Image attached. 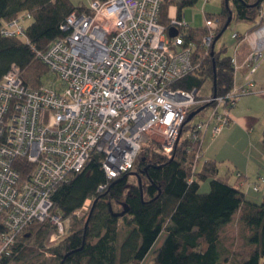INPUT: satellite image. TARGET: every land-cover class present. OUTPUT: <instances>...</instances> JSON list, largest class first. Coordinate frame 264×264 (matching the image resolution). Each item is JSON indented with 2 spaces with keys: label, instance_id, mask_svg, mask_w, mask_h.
<instances>
[{
  "label": "built area",
  "instance_id": "obj_1",
  "mask_svg": "<svg viewBox=\"0 0 264 264\" xmlns=\"http://www.w3.org/2000/svg\"><path fill=\"white\" fill-rule=\"evenodd\" d=\"M162 2L91 0L90 12H70L60 26L64 35L36 52L56 75L57 84L32 87L15 65L3 75L0 257L10 253L17 234L31 223L48 219L54 224L50 242L54 233H63L61 215L51 214L53 194L61 182L83 168L93 151L101 154L106 176L118 177L133 167L146 134L157 133L161 149L170 152L191 110L212 97L213 103L201 109L207 112L187 130L190 141L198 145L195 166L204 137L215 136L232 121L229 112L235 93L253 88L251 74L264 60L261 9L254 28L230 35L236 41L230 55L233 68L240 43L246 45L238 63L248 64L243 83L223 94L204 96L201 88L175 85L199 68L203 59L195 54L196 42L187 39L190 26L184 16L177 17L176 9L170 5L168 23L160 22ZM206 23L216 30L219 25L217 20ZM171 28L176 30L172 37ZM2 32L23 35V27L14 19ZM215 33L202 36L201 49L210 45ZM253 183V190L259 191L264 176Z\"/></svg>",
  "mask_w": 264,
  "mask_h": 264
},
{
  "label": "trees",
  "instance_id": "obj_2",
  "mask_svg": "<svg viewBox=\"0 0 264 264\" xmlns=\"http://www.w3.org/2000/svg\"><path fill=\"white\" fill-rule=\"evenodd\" d=\"M197 1L163 0L160 22L168 23L170 5L176 7L180 18L182 9ZM263 5L264 0H222L217 15L224 20L219 18L216 33H222L227 27L229 17L249 22V29L253 28ZM72 11L88 13L90 9L75 6L70 0H0V81L15 65L25 83L35 88L45 85L44 75L50 71L36 52L45 50L64 35L60 26ZM14 19L21 23L23 35L3 34L5 24ZM204 34L205 27L188 29L187 39L196 42V55L201 52L200 40ZM224 52L225 49L217 51L196 72L182 77L175 85L185 89L201 88L205 78H209L212 91L225 93L233 77L232 66ZM26 71H31L32 78L25 77ZM192 118L181 126L169 153L161 149L160 141L159 151L146 148L140 154L141 147L132 169L118 177L106 176L101 167V154L93 151L83 168L61 182L53 194V206L63 220L60 236L63 239L53 247H46L49 255L35 253V247L43 246L56 226L48 220L31 223L10 253L0 257V264L12 261L20 264H143L162 233L164 239L153 249L149 264H217L222 256L221 233L234 220L243 226L246 244L245 254L235 264H264V199L260 203L252 202L240 189L218 177L217 163L213 159L203 161L202 169L192 173L198 148L187 135ZM261 143L264 148V131ZM129 174L136 177V183L128 181ZM241 175L239 173L237 179ZM207 178L209 189L200 192L199 181ZM86 201H89L88 209L84 217L79 218L78 210ZM113 205L118 209L114 210ZM123 209V214H117ZM69 220L71 223L65 224ZM119 233L123 235L120 242ZM32 235V244L25 245L23 241Z\"/></svg>",
  "mask_w": 264,
  "mask_h": 264
},
{
  "label": "rangeland",
  "instance_id": "obj_3",
  "mask_svg": "<svg viewBox=\"0 0 264 264\" xmlns=\"http://www.w3.org/2000/svg\"><path fill=\"white\" fill-rule=\"evenodd\" d=\"M70 1L75 6L84 5L88 7L91 0H70ZM221 6H222V0H198L193 5L185 6L182 9L184 21L185 23L189 24L190 28L192 29L205 27L207 31L206 34H208L210 31V34L208 35H212L213 33L218 31H216L215 27H209L210 24H207L206 22L207 20L210 21L217 20L216 24L220 25L219 18L221 17H219V15L217 14L219 13ZM261 10L263 11V18H264V5L261 7ZM259 17L260 16L257 15V19H258L257 23L259 21ZM221 19L224 20L223 18ZM250 27L251 24L249 22L237 21L234 18H232L230 23L222 31L220 36L217 39L216 38L212 39L209 46H206L205 49L200 50L201 52H200L199 60H202L206 58L208 54L213 50L219 51L225 49L224 54L228 55L230 64L232 66L233 81L229 90H233L237 88V84H238L237 81L241 80V77H239L238 75V70L240 69V67L244 65V63H242L241 65L238 64L240 62V58H239L240 56L239 54H237L236 55L238 57L237 66L235 65L236 68H233L234 66L231 63L230 55L233 54L232 52L234 47L233 48L231 47L232 38L230 37V35L234 30H236L242 35L243 33L241 32H244ZM240 42L241 40H239V43ZM260 64L257 66V68L259 67L260 69H262L264 67V61L262 60ZM257 68L251 74V79L253 80L252 83L253 88H250L249 90L244 91V93L237 95L235 97L236 101L230 109L229 113L231 115V119H232V114L234 115V117L237 116L239 118L238 121H236L237 124L234 126L232 132L229 134V136L226 139L215 142L214 144H211L208 147V152L212 153V156L213 154L217 156L216 163L219 169L218 176H220L224 181L226 180V182L230 181L231 184L235 183L234 180L236 178V173L238 172L245 173L250 178H251V174H261L264 176V166H260L263 164L264 161V156H262L261 154V152H264V148L261 143V134L264 129V95H263L264 93L261 92V90L262 88L264 89V84L262 83L256 84L254 75ZM196 70L194 71L196 72ZM261 71H263V69ZM197 73L199 74L200 70H198ZM25 77L32 78L31 71L30 72L26 71ZM44 78L46 84L58 83V80L51 72L49 73L47 72L44 75ZM211 84H212L211 80L209 78H205V81L203 82V85L199 92L204 96H206L209 92H211V88H210ZM200 105H198L197 108L201 107ZM206 112H207L206 110H199L192 118V121L194 122L197 119H200ZM231 123L232 121L229 124ZM159 141H160V137L154 131L149 134H146L141 144L142 150L140 154L144 153L146 148L152 151H159L158 150ZM204 159H205V155H203V147H202L196 165L191 166V171L193 170L192 173H195L202 169L201 165ZM259 166L260 168H258ZM243 178H244L243 175H241L239 177V181L243 180ZM128 181L130 183H136V177L133 174H129ZM250 183L248 182L247 178H244L243 184L240 183H236V184L239 185L241 191L246 193L245 198L256 203L262 202L264 199V186H262L259 189V191L257 190L255 191L253 190L254 188L251 187ZM208 189H209V179L208 178L201 179L199 181V191L206 192L208 191ZM86 207H88V205ZM87 209L86 208L79 209L77 213V217L79 218L84 217V214L87 211ZM113 209L114 210L118 209V206L113 205ZM51 214L61 215L60 212L56 210L55 207L53 206V197H52ZM236 221L237 220L232 221V223L227 226L228 228L226 230L224 229L221 233L222 256L220 257V260L217 264H235L238 261V259L241 258L246 252V244L244 240L245 230L243 226H241ZM70 223H71L70 220L65 221V224L67 225H69ZM25 231H28L27 226H25L24 229L17 234L18 235V238H16L17 241L21 239L22 233ZM62 234L63 233L61 234L54 233L53 234L54 239L51 240V242L48 240V238H46L44 240L43 246L35 247L37 249L35 253L45 252L46 255H49L48 251L46 250V247L48 246L53 247L54 245H56L60 240L63 239V237H60ZM122 237L123 235L119 233L118 236L119 242L120 240H122ZM157 239L158 240H156L154 247L159 246L160 243L163 241L164 233L158 236ZM32 241H33V235L28 240H25L23 242L25 245H31ZM152 253L153 250L151 249L150 252L145 256L143 260V264L150 263ZM3 255H7V254H2L1 256ZM10 264H20V263H15L14 261H12Z\"/></svg>",
  "mask_w": 264,
  "mask_h": 264
},
{
  "label": "crops",
  "instance_id": "obj_4",
  "mask_svg": "<svg viewBox=\"0 0 264 264\" xmlns=\"http://www.w3.org/2000/svg\"><path fill=\"white\" fill-rule=\"evenodd\" d=\"M171 7L172 8H174V9H176V7L174 6V5H171ZM250 29H247V30H245L244 32H246V31H249ZM234 31H236V30H234ZM244 32H241V33H244ZM235 43H236V41L235 40H233L232 39V41H231V47L233 48L234 47V45H235ZM238 51H239V58H240V60H242L243 59V57H244V55H245V53H246V45L244 44V43H241L240 45H239V47H238ZM264 61V60H263ZM261 65V64H260ZM259 68V67H258ZM257 68V70H256V72H255V75H254V79H255V81H256V84L257 83H262V84H264V67L262 68L263 69V71H261L262 69H258ZM247 69H248V65H247V63H244V65L242 66V67H240V69L238 70V75H239V77H241V80H239V81H237L238 83H240V82H243V76L245 75V73H246V71H247ZM257 81H259V82H257ZM261 92H263L264 93V89L262 88V90H261ZM264 95V94H263ZM238 117L236 116V117H234V115L232 114V123L231 124H229L227 127H225V128H223L218 134H216L215 136H211L209 133L206 135V137H205V139H204V141H203V144H202V147H203V155H205V159H204V161L205 160H208V159H213V160H215L216 161V157L217 156H215V154H213V156H212V153H209L208 152V147H209V145H211V144H214L215 142H218V141H222V140H224V139H226L228 136H229V134L232 132V130H233V128H234V126L237 124L236 123V121H238ZM263 131H264V129H263ZM263 131H262V134H263ZM262 134H261V138H262ZM261 154H262V156H264V152H261ZM203 157V156H202ZM263 164H264V161H263ZM260 165V166H264V165ZM260 166L258 167V168H260ZM218 168V167H217ZM218 173H219V169L217 170V176H218ZM241 173V172H240ZM242 175H243V177L244 178H247L248 179V182L250 183V182H252V181H254V180H256L257 179V177H259V176H263V175H261V174H251V178L249 177V176H247L245 173H241ZM218 177H220V176H218ZM221 178V177H220ZM244 178H243V180H240L239 181V179H237V178H235V183L233 184H231V182L230 181H228V183L229 184H231V185H233V186H235V187H237L238 189H241L240 187H239V185L238 184H236V183H240V184H243V181H244ZM222 179V178H221ZM226 181V180H225ZM243 192V191H242ZM244 193V195L246 196V193L245 192H243ZM247 195H248V193H247ZM158 240V239H157ZM155 244V243H154ZM156 247H154V245H153V247L151 248L152 250L153 249H155ZM150 252V251H149ZM152 257V256H151Z\"/></svg>",
  "mask_w": 264,
  "mask_h": 264
},
{
  "label": "water",
  "instance_id": "obj_5",
  "mask_svg": "<svg viewBox=\"0 0 264 264\" xmlns=\"http://www.w3.org/2000/svg\"><path fill=\"white\" fill-rule=\"evenodd\" d=\"M230 19H231V17H229L228 19H227V21H226V23H225V26L230 22ZM224 26V27H225ZM176 34V30L175 29H173V28H171V29H169V31H168V35L170 36V37H172V36H174ZM220 36V33H218L217 35H216V39L218 38ZM215 94V93H214ZM199 110H201V107H199V108H196L195 110H193L192 112H190L189 113V115L187 116V119L186 120H190ZM138 183H140V178H138ZM93 204H94V202L92 203V205H91V208H90V210H89V213H88V216H87V219H86V222H85V224L87 223V221H88V218H89V216H90V213H91V210H92V207H93ZM125 211V209H123L121 212H119V213H117V214H123V212Z\"/></svg>",
  "mask_w": 264,
  "mask_h": 264
},
{
  "label": "bare ground",
  "instance_id": "obj_6",
  "mask_svg": "<svg viewBox=\"0 0 264 264\" xmlns=\"http://www.w3.org/2000/svg\"><path fill=\"white\" fill-rule=\"evenodd\" d=\"M217 29H218V28H217ZM216 31H217V30H216ZM217 34H218V33H215L214 38L216 37ZM220 34H221V33H220ZM216 52H217L216 50L211 51L210 54H209V56L206 57V58L201 62V65H202L203 63H205V61L209 60L210 58L212 59V58L214 57V54H215ZM242 83H243V82H240V83H238V84H242ZM214 93H215V94H214ZM211 94L214 95V96H216V92H215V90H214V91L211 90ZM240 94H241V93H239V92L235 93V95H240ZM214 96H213V97H214ZM213 101H214V99H212V97H210V98H206L205 102H204L203 105L201 106V109H204V108L207 107L208 105L212 104ZM239 173H240V172L236 173V178H238Z\"/></svg>",
  "mask_w": 264,
  "mask_h": 264
}]
</instances>
